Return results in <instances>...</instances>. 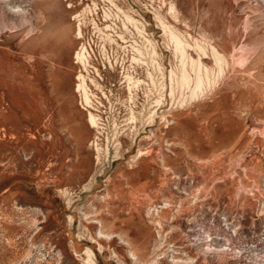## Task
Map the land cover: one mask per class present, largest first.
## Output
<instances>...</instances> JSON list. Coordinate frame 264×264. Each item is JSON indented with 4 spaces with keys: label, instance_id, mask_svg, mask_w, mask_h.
Returning a JSON list of instances; mask_svg holds the SVG:
<instances>
[{
    "label": "rangeland",
    "instance_id": "obj_1",
    "mask_svg": "<svg viewBox=\"0 0 264 264\" xmlns=\"http://www.w3.org/2000/svg\"><path fill=\"white\" fill-rule=\"evenodd\" d=\"M194 40L224 58L192 93ZM263 254L264 0H0V264Z\"/></svg>",
    "mask_w": 264,
    "mask_h": 264
},
{
    "label": "bare ground",
    "instance_id": "obj_2",
    "mask_svg": "<svg viewBox=\"0 0 264 264\" xmlns=\"http://www.w3.org/2000/svg\"><path fill=\"white\" fill-rule=\"evenodd\" d=\"M172 6V5H171ZM117 7V6H116ZM175 7V6H174ZM173 8V7H172ZM171 8V10H172ZM174 11V10H173ZM176 11V10H175ZM174 11V12H175ZM172 12V11H171ZM97 13V12H96ZM109 17V16H108ZM127 21L132 22L133 20H131L129 17L126 18ZM176 19V18H175ZM159 21V20H158ZM134 23V22H133ZM162 23V22H161ZM114 24V23H113ZM134 26V25H133ZM108 27V26H106ZM105 27V28H106ZM135 27H137L135 25ZM163 30L165 32H168V35L171 39V41L174 44V51L175 53L179 54L181 56V58L183 59L184 54H185V42L183 43V40L180 38L179 35L167 30L166 26H163ZM112 29V28H111ZM137 29V28H136ZM95 30V29H94ZM81 28L78 27V31H77V37L81 38ZM104 33V32H103ZM139 34V33H138ZM130 36V35H129ZM109 37V36H107ZM119 39H123L122 36L119 34L117 36ZM124 41V40H123ZM123 41H121L122 43H124ZM136 42V41H135ZM194 44H193V50H197V52H199V57L200 60L202 61V59H207V55H209L214 61L216 66H220L221 62L223 61V53H221L216 47L214 46H209L210 47V53H208L203 47H201L197 41L194 40ZM137 43V42H136ZM132 46V45H131ZM121 47V46H120ZM136 48V47H135ZM59 47H57L54 51V59H56L59 62H64L65 61V57L58 59V56L60 55L58 52ZM136 53H138L139 55L143 54L140 52V50L134 49ZM62 52V51H61ZM131 52V51H130ZM57 53L59 54L57 56ZM88 53L86 52V47L84 45H82L81 49L79 51H77L75 53V60L76 63H81L84 70H87V66H89V61H88ZM142 56V55H141ZM202 56V58H201ZM133 60H135V58H132ZM192 63H194V67L192 68L193 73H194V77L191 79L190 74L188 73V71L184 68V64H182V68L180 71V78H179V83L181 86H186V87H190V90L192 93L194 92H198V91H202L203 89V85L204 83H206L205 78H207V74L208 72H210V68L207 67V65L205 63H203V61H199V60H191ZM209 66V65H208ZM134 70V69H133ZM132 76V75H131ZM150 77V76H149ZM152 78V77H151ZM76 79L78 80L77 84L75 85V90L78 92H81L82 95V99H83V106L89 107L90 106V102H89V95H88V91H87V86H86V78L83 74H78V77H76ZM192 81V82H191ZM191 82V85H190ZM190 85V86H189ZM88 116V123L90 125V127H94L97 125V120L96 118L93 116L92 113L89 112ZM261 127V126H260ZM259 131V130H258ZM205 242V241H204ZM204 242L201 241L202 243V247H204ZM229 245V244H228ZM209 248V245H207ZM225 249V248H224ZM228 249V248H226ZM230 250V249H228ZM256 255V254H255ZM264 255V254H263ZM260 257V256H259ZM86 260V259H85Z\"/></svg>",
    "mask_w": 264,
    "mask_h": 264
}]
</instances>
